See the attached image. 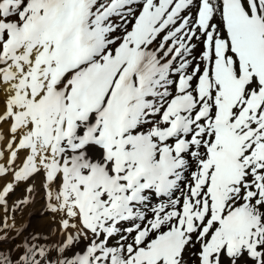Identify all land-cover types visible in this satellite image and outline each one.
I'll return each mask as SVG.
<instances>
[{"label":"snow or ice","instance_id":"snow-or-ice-1","mask_svg":"<svg viewBox=\"0 0 264 264\" xmlns=\"http://www.w3.org/2000/svg\"><path fill=\"white\" fill-rule=\"evenodd\" d=\"M0 181V264H264V0H0Z\"/></svg>","mask_w":264,"mask_h":264},{"label":"bare ground","instance_id":"bare-ground-1","mask_svg":"<svg viewBox=\"0 0 264 264\" xmlns=\"http://www.w3.org/2000/svg\"><path fill=\"white\" fill-rule=\"evenodd\" d=\"M10 179V178H9ZM43 178L37 176L34 181H30L34 185V192L31 194V203L27 206H22L20 210L15 212V221L17 226H27L28 230L32 232V227H36V232H42L49 235L52 239H56L53 235L58 225L53 219V214L48 211L44 196V190L41 187ZM3 181H0L2 184ZM28 193L25 191V185L21 184L13 194L10 196V205L12 202L24 198ZM4 215L0 211V217Z\"/></svg>","mask_w":264,"mask_h":264},{"label":"rangeland","instance_id":"rangeland-1","mask_svg":"<svg viewBox=\"0 0 264 264\" xmlns=\"http://www.w3.org/2000/svg\"><path fill=\"white\" fill-rule=\"evenodd\" d=\"M35 229H36V227L33 226V227H32V232H36Z\"/></svg>","mask_w":264,"mask_h":264}]
</instances>
